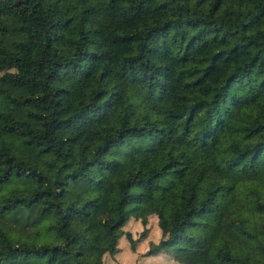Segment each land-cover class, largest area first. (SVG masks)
<instances>
[{"label":"trees","instance_id":"1","mask_svg":"<svg viewBox=\"0 0 264 264\" xmlns=\"http://www.w3.org/2000/svg\"><path fill=\"white\" fill-rule=\"evenodd\" d=\"M0 35L12 89L0 88V264H100L121 235L134 251L149 217L159 236L144 255L213 264L184 253L207 216L213 258L264 264V0H0ZM45 153H75L116 192L96 180L91 198L62 204L80 164L49 177ZM157 180L132 214L129 189ZM91 207L87 236L103 243L87 259L65 227ZM130 218L137 238L123 230Z\"/></svg>","mask_w":264,"mask_h":264},{"label":"rangeland","instance_id":"2","mask_svg":"<svg viewBox=\"0 0 264 264\" xmlns=\"http://www.w3.org/2000/svg\"><path fill=\"white\" fill-rule=\"evenodd\" d=\"M192 12H190L191 14ZM189 14V13H188ZM231 30L230 27H227ZM235 40H243L240 35H233ZM0 43L8 44V41L0 35ZM1 89L12 90L11 87L0 83ZM3 109L12 115L23 116L21 108H13L10 104H3ZM88 155V150L84 153V158ZM43 159V170L47 173L49 177H53L57 173H63L71 170L77 164V158L75 153L70 154L67 157H58L50 153H45L42 155ZM83 160V159H82ZM78 162L80 164V173L77 177L71 180L66 188L65 195L59 199L62 204L72 203L79 204L80 202L91 198L95 192L94 181L98 180L101 188L107 192H116V185L112 181L111 176L107 174H102L97 171L94 167L81 166L83 161ZM82 162V163H81ZM97 182V181H96ZM162 182L157 180L153 184L144 188H130L129 191L134 193L136 196L137 204L132 207V214L142 215L151 205V194L158 190ZM203 189V185L199 184L197 188V194L199 195ZM179 202V201H178ZM96 210L91 207L90 214L88 217H81L76 214H70L67 219V225L65 230H67L70 237V246H77L81 242L84 243V256L87 259H92L96 254V247L103 243L102 238L99 236L88 237L86 230V225L94 221ZM56 218V214L53 210L48 211L42 218L41 222L43 224H49L53 222ZM212 217L207 216L205 223L200 224L196 227L189 229V233L193 235L190 242L185 244V255H187L191 260L200 261H211L213 264H240L239 262H221L216 258H213L208 252V243L210 238V233L212 231L213 222ZM155 219L149 217L146 223L145 235L142 238L139 237L136 240L135 250L131 251L128 247V242L126 238L121 235L118 241V250L109 255L104 253L100 257V264H182L171 257V254L160 251L159 255H144L143 252L147 249L150 244L149 240L156 241L159 236V230L157 226H154ZM142 225L139 220L133 218L129 219V222L125 223L123 230H128L133 238H137L139 233L143 230ZM42 240L52 241L55 239L54 235L50 232L43 231L41 234ZM217 245L221 244V238L216 241ZM264 260V256H263Z\"/></svg>","mask_w":264,"mask_h":264},{"label":"crops","instance_id":"3","mask_svg":"<svg viewBox=\"0 0 264 264\" xmlns=\"http://www.w3.org/2000/svg\"><path fill=\"white\" fill-rule=\"evenodd\" d=\"M159 255V252L157 254H155V256Z\"/></svg>","mask_w":264,"mask_h":264}]
</instances>
